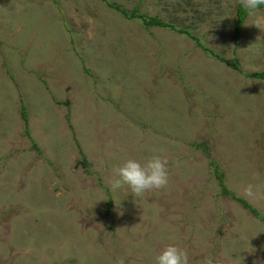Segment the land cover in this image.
<instances>
[{
	"label": "rangeland",
	"instance_id": "rangeland-1",
	"mask_svg": "<svg viewBox=\"0 0 264 264\" xmlns=\"http://www.w3.org/2000/svg\"><path fill=\"white\" fill-rule=\"evenodd\" d=\"M139 4L199 40L121 13ZM238 5L0 0V264H155L168 245L188 264H264V219L243 204L264 215V80L249 76L264 7L236 47ZM153 155L166 188L110 190L113 168Z\"/></svg>",
	"mask_w": 264,
	"mask_h": 264
},
{
	"label": "clouds",
	"instance_id": "clouds-1",
	"mask_svg": "<svg viewBox=\"0 0 264 264\" xmlns=\"http://www.w3.org/2000/svg\"><path fill=\"white\" fill-rule=\"evenodd\" d=\"M239 4L249 17H256L264 6V0H239ZM253 25L260 29L261 19L258 18ZM167 165L168 161L159 155H153L143 163L128 159L112 169L108 186L113 192L126 188L133 197H141L146 192L164 189L169 182ZM253 187L249 184L243 189L246 197L255 198L256 192ZM115 264H126V260L123 257L117 258ZM155 264H188V256L185 250L168 245L155 257Z\"/></svg>",
	"mask_w": 264,
	"mask_h": 264
},
{
	"label": "trees",
	"instance_id": "trees-1",
	"mask_svg": "<svg viewBox=\"0 0 264 264\" xmlns=\"http://www.w3.org/2000/svg\"><path fill=\"white\" fill-rule=\"evenodd\" d=\"M54 1H58V0H54ZM139 7H140V4L132 11L131 14H128L124 11H121L119 8H115L116 10H119L121 11V13H123V15L129 19H137L139 21L142 22V25L147 28V29H150V28H161V29H164V28H169V29H172L174 31H177L179 33H182V34H187L188 36H190L191 38H193L195 41L196 40H199L198 37H195V36H191V33L189 31H186V30H178L176 29L173 25H171L170 23H167L165 21H163L161 18L155 16V17H148L146 15H143L141 13H139ZM264 7V6H262ZM237 15H238V21H237V24H236V28H235V42H236V47L239 45V36L242 32V28H243V24L245 22V20L247 19L248 15L246 14L245 10L242 8V6H240V4L238 5V8H237ZM198 43V42H197ZM199 46L203 47L202 44L198 43ZM206 52H209L208 51V48H205L203 47ZM211 55H213L214 57H217L219 58V56L215 55L214 52H209ZM222 59V58H221ZM224 62L232 67H234L235 69L239 70V65L237 64V62H228L226 60H224ZM251 78H256V79H259V80H264V72L262 73H253V74H250L249 75ZM22 114H23V118L25 120V123L27 124L28 123V112L26 110V107L23 105L22 107ZM217 166V165H216ZM215 177L216 179L219 181V184L222 188V192L224 194H229L230 196H233V198H236L227 188L226 186V183H225V179L222 175V173L220 172L219 168L216 167V170H215ZM238 201L240 202H243L241 201V199H238L236 198ZM245 207L249 208L251 210V212L254 214V216L256 217H260L262 219H264V215L262 213H260L259 211H257L256 209L252 208L250 205H248L247 203H243Z\"/></svg>",
	"mask_w": 264,
	"mask_h": 264
}]
</instances>
